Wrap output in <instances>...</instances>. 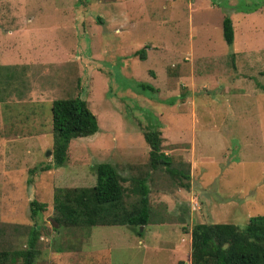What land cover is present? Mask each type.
<instances>
[{
    "label": "rangeland",
    "instance_id": "rangeland-1",
    "mask_svg": "<svg viewBox=\"0 0 264 264\" xmlns=\"http://www.w3.org/2000/svg\"><path fill=\"white\" fill-rule=\"evenodd\" d=\"M224 16L230 44L221 32ZM4 62L0 251L22 248L35 223L32 264H66L67 251L101 248L109 250L108 264H151L160 254L141 263L136 244H187L177 216L188 228L243 227L264 214V0H0ZM76 96L97 131L71 139L63 165L28 171L51 160L50 102ZM144 129L160 132L173 166H188L187 189L165 173L150 174L148 201L169 216L164 229L142 227L154 236L149 242L127 225H94L87 237L55 228L53 188L93 185L100 162L135 173L147 162ZM31 200L45 204L34 220Z\"/></svg>",
    "mask_w": 264,
    "mask_h": 264
},
{
    "label": "trees",
    "instance_id": "trees-1",
    "mask_svg": "<svg viewBox=\"0 0 264 264\" xmlns=\"http://www.w3.org/2000/svg\"><path fill=\"white\" fill-rule=\"evenodd\" d=\"M221 32L224 41L230 44L233 31L227 16L222 18ZM138 53L140 59L145 58L142 49ZM143 87L151 88L147 84ZM50 127L51 160L28 171H46L51 166L63 165L69 141L97 131L95 116L78 96L55 98L50 102ZM142 137L148 147L147 162L136 165L135 173L124 176L113 165L100 162L94 167L93 185L53 188L51 222L55 228L74 227L86 235V231L94 225L142 227L169 220L163 209H154L149 204L147 183L151 180L150 174L165 173L175 187L187 189L188 166L172 165L171 158L162 151L157 129H144ZM28 204L29 216L33 220L40 210L45 209L42 202L31 200ZM177 219L179 223L186 221L183 215L177 216ZM183 229L186 231L185 227ZM137 232L140 234V231ZM189 234L190 264H264V214L248 217L243 227L233 223L194 222ZM37 238V227L33 223L26 229L22 248L0 251V264L17 256L21 259L20 264H32L37 254Z\"/></svg>",
    "mask_w": 264,
    "mask_h": 264
},
{
    "label": "crops",
    "instance_id": "crops-1",
    "mask_svg": "<svg viewBox=\"0 0 264 264\" xmlns=\"http://www.w3.org/2000/svg\"><path fill=\"white\" fill-rule=\"evenodd\" d=\"M9 57L8 55H1L2 60ZM9 62H4L0 65H8ZM17 63V62H16ZM12 64H14L12 62ZM166 222L163 223H152L155 226H159L164 229L163 226H165ZM186 221L184 223H181L180 225L184 224V227L186 228V231H184V227L180 226L182 231L187 234V244H181L179 239V242L176 244H162L159 242L156 238V244H136L137 245V252L140 253L141 263L143 262L142 259H144V262L147 261V254H160L159 258H156L154 261L151 262V264H190V234H189V228L185 225ZM151 225V224H150ZM146 227V225L142 226ZM142 227H139L140 234L136 232L135 234L138 235L140 238L143 236H147L149 239V242H152L150 238L154 236L148 235L146 232V229H143ZM88 236V233L85 235ZM183 239V238H182ZM142 242V241H141ZM166 243V242H165ZM113 245V244H111ZM127 246L129 244H126ZM123 244V246H126ZM116 249V248H115ZM155 253V254H154ZM67 259L66 264H108V262L105 260L106 257L109 256V250L107 248H101V250H98L95 252L93 250L90 251H82L81 249L79 251H67L66 252ZM103 259V261H102ZM149 260V259H148ZM165 262V263H163Z\"/></svg>",
    "mask_w": 264,
    "mask_h": 264
},
{
    "label": "water",
    "instance_id": "water-1",
    "mask_svg": "<svg viewBox=\"0 0 264 264\" xmlns=\"http://www.w3.org/2000/svg\"><path fill=\"white\" fill-rule=\"evenodd\" d=\"M49 152H50V150H47V151L45 152V155L48 154Z\"/></svg>",
    "mask_w": 264,
    "mask_h": 264
}]
</instances>
